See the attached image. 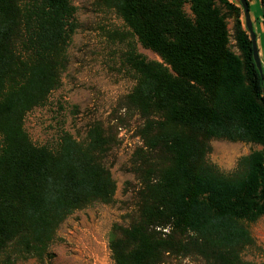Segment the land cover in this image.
Returning <instances> with one entry per match:
<instances>
[{
  "label": "trees",
  "instance_id": "trees-1",
  "mask_svg": "<svg viewBox=\"0 0 264 264\" xmlns=\"http://www.w3.org/2000/svg\"><path fill=\"white\" fill-rule=\"evenodd\" d=\"M97 1L122 20L120 36L159 59L130 41L121 57L134 84L118 105L140 120L141 146L130 160L138 187L128 223L113 224L108 236L113 264L167 256L253 264L241 253L254 244L248 225L264 216V75L241 8L227 0ZM73 15L69 0H0V264H42L66 216L113 198L110 130L94 122L84 143L62 133L49 149L23 129L25 114L59 85ZM213 139L260 148L224 174L206 158Z\"/></svg>",
  "mask_w": 264,
  "mask_h": 264
},
{
  "label": "rangeland",
  "instance_id": "rangeland-1",
  "mask_svg": "<svg viewBox=\"0 0 264 264\" xmlns=\"http://www.w3.org/2000/svg\"><path fill=\"white\" fill-rule=\"evenodd\" d=\"M246 1L258 56L264 64V31L258 28L264 7L258 0ZM69 2L74 7V29L65 50L67 65L60 73L59 85L50 91L44 103L25 114L23 129L34 145L53 149L62 133L84 143L91 123H100L114 136L105 165L115 183V191L110 203L94 202L66 216L57 227L42 264H113L107 246L108 236L113 224L125 226L128 223L134 192L138 187V181L130 171V160L133 151L141 146L136 134L140 120L136 114L118 105L134 84L122 65L121 57L130 41L134 43L136 52L146 59H159L135 43L134 38L119 35L127 28L113 10L97 0ZM184 11L188 13L187 5H184ZM239 18L244 27L242 11ZM230 26L231 20L227 19V27ZM230 44L235 51L232 41ZM209 145L207 161L224 174L234 169L240 156L260 148L220 139L211 140ZM247 228L254 244L245 248L241 256L253 264H264V216ZM13 264L41 262L28 257L16 258ZM162 264L201 262L193 257L167 256Z\"/></svg>",
  "mask_w": 264,
  "mask_h": 264
},
{
  "label": "water",
  "instance_id": "water-1",
  "mask_svg": "<svg viewBox=\"0 0 264 264\" xmlns=\"http://www.w3.org/2000/svg\"><path fill=\"white\" fill-rule=\"evenodd\" d=\"M235 1H236V3H238L239 7L241 8L244 27L248 33L250 44H251L253 63H254V66H255L261 80H262L263 79V73H262L260 59H259L258 51H257V47H256L255 35L253 33L251 22L249 19L247 1L246 0H235ZM263 7H264V0H263Z\"/></svg>",
  "mask_w": 264,
  "mask_h": 264
},
{
  "label": "crops",
  "instance_id": "crops-1",
  "mask_svg": "<svg viewBox=\"0 0 264 264\" xmlns=\"http://www.w3.org/2000/svg\"><path fill=\"white\" fill-rule=\"evenodd\" d=\"M227 1L234 3L236 6H238V4L236 3L235 0H227ZM240 21H241V19H240ZM258 28H260L263 31L262 26H261V22H260V26H258Z\"/></svg>",
  "mask_w": 264,
  "mask_h": 264
},
{
  "label": "built area",
  "instance_id": "built-area-1",
  "mask_svg": "<svg viewBox=\"0 0 264 264\" xmlns=\"http://www.w3.org/2000/svg\"><path fill=\"white\" fill-rule=\"evenodd\" d=\"M260 64H261V68H262V73L264 75V64H262L261 61H260Z\"/></svg>",
  "mask_w": 264,
  "mask_h": 264
}]
</instances>
